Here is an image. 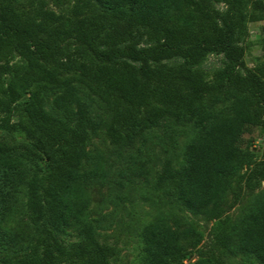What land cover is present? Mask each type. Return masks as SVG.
I'll return each instance as SVG.
<instances>
[{
	"label": "trees",
	"instance_id": "16d2710c",
	"mask_svg": "<svg viewBox=\"0 0 264 264\" xmlns=\"http://www.w3.org/2000/svg\"><path fill=\"white\" fill-rule=\"evenodd\" d=\"M17 3L0 0V131L25 137L0 141V249L9 252L0 264H112L116 255L88 214L89 186L108 169L89 148L101 123L79 83L111 111L116 146L168 118L191 124L180 166L167 159L158 185L213 221L225 252L264 264V188L238 218L226 207L230 190L234 206L264 181V147L258 157L242 145L250 127L264 133V37L254 66L245 42L248 23L264 19L252 12L260 0H78L69 14ZM210 53L224 57L211 71ZM20 207L33 228L25 242L10 226ZM72 230L79 239L67 243ZM203 238L159 214L142 228L140 264H218L204 253L187 262Z\"/></svg>",
	"mask_w": 264,
	"mask_h": 264
},
{
	"label": "rangeland",
	"instance_id": "374dc122",
	"mask_svg": "<svg viewBox=\"0 0 264 264\" xmlns=\"http://www.w3.org/2000/svg\"><path fill=\"white\" fill-rule=\"evenodd\" d=\"M78 0H18V7L31 10L43 4L57 13L69 14L72 6ZM252 8L253 13L264 12V0ZM225 8L224 4H218ZM249 34L246 61L254 66L263 59L264 19L248 23ZM15 62L20 56H15ZM222 54L210 53L203 66L211 71L223 65ZM80 94L91 104L92 114L98 118L101 126L92 132L89 148L100 149L107 160L108 178L105 182H93L89 186L88 214L96 220V226L101 242L111 244L116 248V255L111 258L112 264H140L142 248L141 231L143 226L157 215H165L171 222L184 227L195 225L204 233L202 242L194 248V253L187 262L195 260L200 253L215 256L218 264H259L254 256L230 255L213 242V221L204 216L194 215L178 200L170 186L160 187L158 176L167 159L174 167H179L184 158L187 143L193 134L191 124L176 122L168 118L158 127L142 133L129 146H116L111 143L106 134V125L111 120V111L105 102L96 96H91L88 89L79 83ZM50 98L48 107L51 108ZM25 137L17 132L0 131V141L16 144ZM243 147L261 156L264 147V133L261 126H253L243 135ZM264 188V181L256 190L243 191L240 203L231 206L235 190L228 192L227 214L238 218L247 208L256 192ZM10 226L19 231L20 237L27 240V235L33 230L30 219L23 208H19L11 219ZM74 230L63 236L67 243L78 240ZM25 244V243H24ZM9 254L0 249V257Z\"/></svg>",
	"mask_w": 264,
	"mask_h": 264
}]
</instances>
